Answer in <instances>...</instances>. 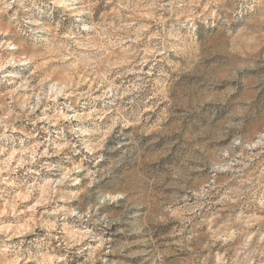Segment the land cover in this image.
Returning a JSON list of instances; mask_svg holds the SVG:
<instances>
[{"label": "rangeland", "instance_id": "rangeland-1", "mask_svg": "<svg viewBox=\"0 0 264 264\" xmlns=\"http://www.w3.org/2000/svg\"><path fill=\"white\" fill-rule=\"evenodd\" d=\"M0 264H264V0H0Z\"/></svg>", "mask_w": 264, "mask_h": 264}]
</instances>
